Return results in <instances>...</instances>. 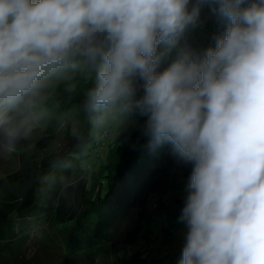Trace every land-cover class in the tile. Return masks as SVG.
I'll return each mask as SVG.
<instances>
[{
    "label": "clouds",
    "instance_id": "9594fccd",
    "mask_svg": "<svg viewBox=\"0 0 264 264\" xmlns=\"http://www.w3.org/2000/svg\"><path fill=\"white\" fill-rule=\"evenodd\" d=\"M205 9L226 27L194 46ZM77 57L98 124L139 112L150 148L193 165L178 264H264V0H0V149Z\"/></svg>",
    "mask_w": 264,
    "mask_h": 264
},
{
    "label": "trees",
    "instance_id": "16d2710c",
    "mask_svg": "<svg viewBox=\"0 0 264 264\" xmlns=\"http://www.w3.org/2000/svg\"><path fill=\"white\" fill-rule=\"evenodd\" d=\"M225 27L226 24L224 26L220 20L216 23L212 40L207 46L215 44ZM79 62L80 58L77 57L76 63ZM86 67L88 76L85 77L90 78V83H84V77L79 82L80 78H75L70 83L58 85L50 95L48 104L55 110V117L64 118L66 112L74 108L88 109V92L95 85L96 72L91 66ZM139 94L143 95L142 88ZM88 112L84 131L70 136L65 149L50 152L38 162L23 156L18 169L0 180V254H22L25 247L28 249L29 245L37 242L35 232L44 227L49 228L48 230L58 229L54 236L51 232L48 235L58 246L70 248L75 239L81 238L92 242L90 247L93 250L105 242L114 241V232H97L88 227L89 216L99 214L103 219L101 223H105L113 213L112 205H116L119 209L118 218L123 217L136 205L142 189L150 184L161 168L168 177L167 188L184 192L193 165L178 160L172 154L170 145H163L155 150L150 148L148 138L143 135L147 117L139 112L135 113V116L140 117L138 127L129 132H120L116 144L111 145L109 150H106V133L98 136L94 143L97 161H101L98 169H94L92 165L86 168L79 166V160L86 156L88 146L94 141L92 122L98 114ZM55 117L52 115L37 141L38 149H45L58 138L61 122H56ZM166 154L169 160L165 157ZM146 157L155 159L157 165L148 167L147 171L138 175L136 168L143 166L141 163L146 161ZM141 175L147 176V179ZM94 179H99L103 187L108 184L109 187L106 191L102 189L93 208L88 211L83 206V201L93 188ZM184 203L181 198L172 200L170 205L161 202L164 206H160L157 214L162 217L166 215L168 219L180 217ZM143 213L142 210L141 218L148 216ZM139 229L138 224L132 232L137 233ZM94 238L99 239H96L97 244L93 243ZM183 247L173 254L152 261H144L136 253L132 255V264H178Z\"/></svg>",
    "mask_w": 264,
    "mask_h": 264
},
{
    "label": "rangeland",
    "instance_id": "374dc122",
    "mask_svg": "<svg viewBox=\"0 0 264 264\" xmlns=\"http://www.w3.org/2000/svg\"><path fill=\"white\" fill-rule=\"evenodd\" d=\"M219 20L205 9L202 14V24L189 33V41L194 46H207V43L212 40L214 26ZM222 22L225 26L226 22ZM215 35L217 36L216 32ZM87 71L86 65L79 62L76 68L69 67L52 78L50 85L44 89L42 98L38 101L33 117L25 127L27 134L18 142L16 150L9 154L0 149V180L18 169L23 156L36 159L38 162L50 152L65 149L70 136L78 135L84 131L89 114L88 109L74 108L66 112L64 118H58L55 117L57 114L48 104V101L56 87L62 83H70L75 78H80L79 82L83 77L86 78L83 80L84 83H90V78L85 77L88 76L86 75ZM52 115L55 117L56 122H61L58 138L45 149H38L36 143L47 123L51 120ZM97 116L93 118L92 122L94 141L88 146L86 156L78 162L82 168H86L88 165H92L94 169L99 168L101 161H97V149L94 145L98 136L106 133V150H109L111 145L116 144L120 132H129L137 128L140 120V117L134 114L128 124L109 121L101 125L97 123ZM165 157L169 160L168 154ZM155 163V159H147L146 157V161L141 163L143 166L139 165L136 168L138 175L147 171L148 167L157 165ZM162 166L164 167V164ZM141 176L147 179V176ZM167 181V174L161 168L150 184L142 189L136 205L123 217L118 218L119 209L116 205H112L113 213L105 223H101L102 218L99 214L95 213L89 216L87 226L97 232H114V241L112 242H105L92 250V247H90L92 242L77 238L70 248L62 245L58 246L54 244L52 238L48 237L49 232L54 236L58 229L48 230L49 228L44 227L37 231L38 233L35 232L37 242L29 245L28 249L25 247L22 254L12 256L0 254V264H132V255L136 253H139L144 261H152L155 258L173 254L185 244L186 226L183 222L178 223L179 217L168 219L166 215L162 217L157 213L161 209L160 206H164L161 202L170 205L171 201L176 198L185 201L187 186L184 192H176L173 188H167ZM108 187L109 184L103 187L99 179H94L93 188L87 193L83 206L90 211L94 202L97 201L99 193L102 189L108 190ZM142 210L144 215H148L147 217L141 218ZM114 221H117L116 227H114ZM138 224L140 229L137 233L132 232ZM128 233H131V235L128 236ZM96 239L93 240L94 244H97L99 240Z\"/></svg>",
    "mask_w": 264,
    "mask_h": 264
}]
</instances>
